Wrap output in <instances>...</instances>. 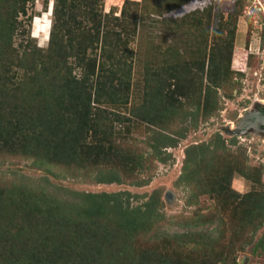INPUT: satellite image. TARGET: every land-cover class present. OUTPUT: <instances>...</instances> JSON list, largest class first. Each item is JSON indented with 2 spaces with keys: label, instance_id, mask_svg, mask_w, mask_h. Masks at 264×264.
Returning a JSON list of instances; mask_svg holds the SVG:
<instances>
[{
  "label": "rangeland",
  "instance_id": "rangeland-1",
  "mask_svg": "<svg viewBox=\"0 0 264 264\" xmlns=\"http://www.w3.org/2000/svg\"><path fill=\"white\" fill-rule=\"evenodd\" d=\"M54 1L34 0L28 3L27 15L19 16L31 45L48 46ZM125 1L102 0L104 11L115 14L123 12L126 4L127 13L138 23L136 34L129 42L134 52L130 56L133 73L129 101L116 106L125 122L112 124L116 130L111 136L114 148L121 147L132 161L131 165L115 167L120 170L122 180L98 182L96 172L105 168L100 161L50 160L35 165L31 155L0 150V186L32 181L35 187L46 186L48 192L58 188L85 192L128 190L141 195L140 202H153L158 217L143 233L135 235L114 230L113 241L121 242V247L118 254L108 255V262L201 264L203 258L209 257L211 262H216L222 245L232 249L229 242L237 219L230 216L228 209V212L222 209L224 201H231L228 199L230 192L217 195L208 188L223 176L230 181L232 192L245 194L251 189H264V130L237 132L244 116L257 105H264V0ZM203 7L210 16L206 12L198 14ZM186 12L193 13L192 20L198 17L201 26L192 23L188 16L182 19ZM128 20L127 24L132 26V20ZM234 28L232 51L223 43L230 38ZM14 40L19 44L18 37ZM201 50L206 54L202 80L195 74L199 71L196 64L201 59ZM213 57L218 66L212 63ZM210 64L213 68L218 67L217 76L214 75L216 83L207 79ZM232 72L233 76L227 79ZM198 81L203 93L209 85L216 92L215 106L208 105L203 97L201 101L196 97H177L176 84H196ZM161 87L174 92L173 105L168 109L170 114L166 116L164 126L146 122L140 115L145 95ZM183 90L182 94L187 90L185 85ZM162 132L176 136L177 143L155 150L152 146L158 144L156 138L163 136ZM195 146L204 147L205 155L195 166L198 173L191 174V181H185L182 173L187 150ZM139 159L142 166L133 165ZM131 166L136 168L124 169ZM140 181L146 182L141 184ZM45 206L49 203L45 202ZM189 230L192 231L187 235ZM247 230L238 238L249 235L251 232ZM62 233L66 235L65 231ZM263 234L264 224L253 235L246 250L239 249L234 255L230 254L228 264L233 258L237 259V264H264V248L259 247V253L252 252Z\"/></svg>",
  "mask_w": 264,
  "mask_h": 264
},
{
  "label": "trees",
  "instance_id": "trees-1",
  "mask_svg": "<svg viewBox=\"0 0 264 264\" xmlns=\"http://www.w3.org/2000/svg\"><path fill=\"white\" fill-rule=\"evenodd\" d=\"M30 2L34 0H0V150L31 155L35 165L50 160L100 161L105 168L96 172L98 182L121 181L122 174L115 167L131 165L132 161L121 147L114 148L111 136L116 130L112 124L125 122L116 106L129 101L133 73L130 56L134 53L129 42L138 23L127 13L126 4L123 12L115 14L104 11L102 0H55L49 43L41 48L29 43L21 27L23 19L19 16L27 15ZM205 12L203 7L198 14ZM192 14L186 12L181 18L188 16L192 20ZM128 18L132 26L127 24ZM193 22L201 26L198 17ZM235 31L232 29L230 38L223 43L232 51ZM17 37L19 44L14 40ZM205 55L201 50L196 64L199 71L195 74L201 80L206 70ZM212 66L207 68L209 82H215L214 75L218 73V67ZM184 85L187 90L182 94ZM184 85L176 84L174 90L182 94L177 97H203L208 105L217 104L216 92L210 85L204 93L199 81ZM173 97L174 92L163 87L148 93L140 108L141 118L166 125ZM162 133L156 138L158 144L152 146L155 150L176 145V136ZM205 150L200 146L187 150L182 173L185 181L198 173L195 166ZM140 162L139 159L133 165ZM132 167L136 168L124 169ZM221 178L208 191L217 195L230 192L231 201H224L222 209H228L230 216L237 219L229 242L232 249L222 245L216 262L209 257L203 258L201 264H228L230 254L246 250L264 224V189H251L245 194L232 192L230 181ZM33 185L27 181L0 186V264H111L108 255L118 254L121 247V242L113 241V231L143 233L158 217L153 202H140L142 196L128 190L85 192L58 188L48 192L44 185ZM245 230L251 233L238 238ZM63 231L66 235L62 236ZM186 240L191 243V239ZM259 247L264 248V234L252 252L259 253ZM237 263L236 258L231 260V264Z\"/></svg>",
  "mask_w": 264,
  "mask_h": 264
},
{
  "label": "flooded vegetation",
  "instance_id": "flooded-vegetation-1",
  "mask_svg": "<svg viewBox=\"0 0 264 264\" xmlns=\"http://www.w3.org/2000/svg\"><path fill=\"white\" fill-rule=\"evenodd\" d=\"M262 121L263 124L260 125ZM250 130H255L256 132L264 130V105H257L256 109L249 111L237 127L238 133H246Z\"/></svg>",
  "mask_w": 264,
  "mask_h": 264
},
{
  "label": "water",
  "instance_id": "water-1",
  "mask_svg": "<svg viewBox=\"0 0 264 264\" xmlns=\"http://www.w3.org/2000/svg\"><path fill=\"white\" fill-rule=\"evenodd\" d=\"M261 124H263V121H262V122H260V125H261Z\"/></svg>",
  "mask_w": 264,
  "mask_h": 264
}]
</instances>
